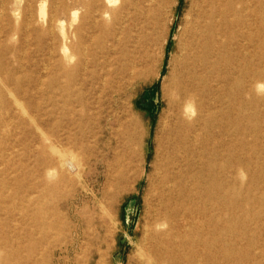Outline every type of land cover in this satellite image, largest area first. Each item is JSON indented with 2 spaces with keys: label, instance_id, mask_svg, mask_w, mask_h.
I'll list each match as a JSON object with an SVG mask.
<instances>
[{
  "label": "rangeland",
  "instance_id": "1",
  "mask_svg": "<svg viewBox=\"0 0 264 264\" xmlns=\"http://www.w3.org/2000/svg\"><path fill=\"white\" fill-rule=\"evenodd\" d=\"M77 1L0 0L3 264L18 247L33 248L35 264H130L147 220L157 141L195 0H147L160 13L155 32L145 18L93 19ZM223 11L216 46L198 67L202 108L180 169L198 201L219 177L221 264H264V0H230ZM106 43L142 76L122 99L100 95L97 104L95 61ZM131 120L146 133L141 147L128 139ZM44 129L81 165L70 182L52 165L47 193Z\"/></svg>",
  "mask_w": 264,
  "mask_h": 264
},
{
  "label": "bare ground",
  "instance_id": "2",
  "mask_svg": "<svg viewBox=\"0 0 264 264\" xmlns=\"http://www.w3.org/2000/svg\"><path fill=\"white\" fill-rule=\"evenodd\" d=\"M227 1L230 0H195L187 19L180 54L175 64L171 110L161 124V134L157 141L159 159L155 164L156 176L148 202L147 220L140 239L134 245L136 249L130 264H221L222 202L219 198L222 197V187L217 183L219 177L215 176L217 181L209 187L210 190H206L205 199L202 195V200L198 201V192L189 191L183 180L180 161L194 126V113L202 108L197 81L198 67L216 46L219 36L217 25L220 19L225 18L223 6ZM84 3L79 0L75 6L87 8V14H91L93 19L104 13L113 18L119 15L127 17L135 22L145 18L154 32L161 26L157 18L160 13L148 7L147 0H106L104 4H97L98 0H90ZM163 3L170 5L171 1L164 0ZM99 24L106 28L110 26L108 21H101ZM77 31L81 32V28ZM106 35L109 37L111 33ZM100 53L101 59L95 62L100 66L101 72H94L99 88L94 93L97 104L100 102V95L103 98L108 95L110 98L122 99L128 88L142 76L122 62L119 49L113 44H103ZM94 120L97 121L98 117L95 116ZM125 129L130 142L141 147L146 133L140 130L139 124L131 120L125 125ZM42 138L47 193L54 186L47 176L52 165L66 182H70L74 174H79L81 165L75 157L72 158V151L53 145L45 129L42 130ZM77 147L80 148L79 144ZM49 157L54 159L53 164ZM225 198L230 205V201ZM204 219L211 225L206 233L203 230L206 223ZM23 250L19 247L11 250L4 259L5 264L7 261L10 264V259L16 260L11 264H35L28 262L34 256V249L22 252ZM0 264H3L1 259ZM98 264H106L105 259L101 258Z\"/></svg>",
  "mask_w": 264,
  "mask_h": 264
}]
</instances>
